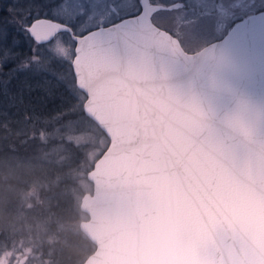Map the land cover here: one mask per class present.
I'll list each match as a JSON object with an SVG mask.
<instances>
[{"label":"snow or ice","instance_id":"obj_1","mask_svg":"<svg viewBox=\"0 0 264 264\" xmlns=\"http://www.w3.org/2000/svg\"><path fill=\"white\" fill-rule=\"evenodd\" d=\"M258 40L264 0H0V107L22 114L13 131L0 112V132L50 128L33 139L165 225L180 264H264V140L215 123L170 71L208 51L239 69Z\"/></svg>","mask_w":264,"mask_h":264},{"label":"water","instance_id":"obj_2","mask_svg":"<svg viewBox=\"0 0 264 264\" xmlns=\"http://www.w3.org/2000/svg\"><path fill=\"white\" fill-rule=\"evenodd\" d=\"M239 62L241 67L235 69L230 54L208 51L195 62L178 60L170 69L171 78L183 93L200 100L215 123L228 128L239 119L257 141L264 140V40L250 45ZM87 178L93 189L81 196L87 218L79 228L95 247L82 264H180L184 254L165 225L138 221L117 198L97 193Z\"/></svg>","mask_w":264,"mask_h":264},{"label":"trees","instance_id":"obj_3","mask_svg":"<svg viewBox=\"0 0 264 264\" xmlns=\"http://www.w3.org/2000/svg\"><path fill=\"white\" fill-rule=\"evenodd\" d=\"M0 112L8 116L10 129L14 131L19 127L15 126V121L22 114H17L16 108L0 107ZM44 130L51 131L43 126L28 125L27 137L10 135L7 139L0 132V238L7 240L8 234L13 233L8 231L11 227H4L8 216L12 217L14 212L23 210L34 217L33 225L39 227L32 226V230L40 232L41 264H82L94 251L95 244L79 228L85 214L80 208L81 196L85 191L77 185L72 175L74 169L70 170L59 161L57 166L50 167L54 179L49 178L48 184L37 183L40 185L35 186L36 191L28 197L26 204L21 197H14L13 188L16 185L24 187L27 182L23 183L17 176L9 174L6 162L15 160V157L36 159V156L45 152L47 148L40 145L38 139H33Z\"/></svg>","mask_w":264,"mask_h":264},{"label":"rangeland","instance_id":"obj_4","mask_svg":"<svg viewBox=\"0 0 264 264\" xmlns=\"http://www.w3.org/2000/svg\"><path fill=\"white\" fill-rule=\"evenodd\" d=\"M48 151L46 149L45 152L36 156V159L32 157H15V160L6 162L9 174L17 176L23 183L27 182L24 187L16 185V188H13L15 190L14 197H21L25 204L28 197L36 191L35 186L42 185L44 182L48 184L49 178L54 179L50 171L52 167L57 166L59 158L48 155ZM86 174V172H80L75 169L72 172L77 185L82 187L83 191L91 192L93 189L92 181L87 178ZM29 178L31 180H28ZM35 217L37 218L38 216L36 215ZM83 218H87L86 213L83 214ZM33 221H35L34 217H31L28 212H23V210L14 212L12 217L8 216L7 224L4 227L6 229L11 227L8 231L13 232V237L8 234L7 240L0 238V252L11 251L13 253V264H41V261H43L42 253L39 251V246L41 245L39 241L40 232L32 230L33 227H39L33 225ZM16 224L17 226H15Z\"/></svg>","mask_w":264,"mask_h":264}]
</instances>
